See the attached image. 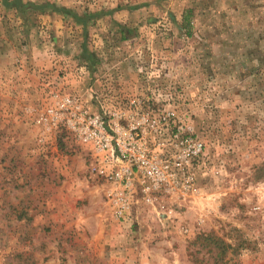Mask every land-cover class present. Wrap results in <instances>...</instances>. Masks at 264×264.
<instances>
[{
  "label": "rangeland",
  "instance_id": "1",
  "mask_svg": "<svg viewBox=\"0 0 264 264\" xmlns=\"http://www.w3.org/2000/svg\"><path fill=\"white\" fill-rule=\"evenodd\" d=\"M22 1L87 27L0 2V264H264V0ZM133 68L168 70L205 144L173 219L116 221L88 147L63 130L40 144L29 111Z\"/></svg>",
  "mask_w": 264,
  "mask_h": 264
},
{
  "label": "built area",
  "instance_id": "2",
  "mask_svg": "<svg viewBox=\"0 0 264 264\" xmlns=\"http://www.w3.org/2000/svg\"><path fill=\"white\" fill-rule=\"evenodd\" d=\"M103 73L112 85L101 92L92 85L87 98L54 91L47 104L29 109L38 142L63 130L88 147L87 171L116 221L132 219L139 207L173 219L177 206L198 192L205 148L187 113L176 109V83L168 70Z\"/></svg>",
  "mask_w": 264,
  "mask_h": 264
},
{
  "label": "trees",
  "instance_id": "3",
  "mask_svg": "<svg viewBox=\"0 0 264 264\" xmlns=\"http://www.w3.org/2000/svg\"><path fill=\"white\" fill-rule=\"evenodd\" d=\"M0 2L5 6L6 8L10 9H15L19 11L25 12L26 10H41L42 12H46L47 10L50 11H56V12H61L64 15L69 14L76 22H79L82 24L83 29L87 27V19L85 17H80L71 8L63 7V6H58L53 3L49 2H42V3H36L33 1H22V0H0ZM184 19L187 21L188 17L186 15L184 16ZM90 55H93V52H91L86 43H82L81 47V57L83 58V61H87L90 57Z\"/></svg>",
  "mask_w": 264,
  "mask_h": 264
}]
</instances>
